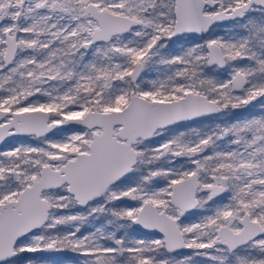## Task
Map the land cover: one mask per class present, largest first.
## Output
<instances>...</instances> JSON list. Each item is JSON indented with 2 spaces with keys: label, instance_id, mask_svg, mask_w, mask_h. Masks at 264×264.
Here are the masks:
<instances>
[{
  "label": "snow or ice",
  "instance_id": "snow-or-ice-1",
  "mask_svg": "<svg viewBox=\"0 0 264 264\" xmlns=\"http://www.w3.org/2000/svg\"><path fill=\"white\" fill-rule=\"evenodd\" d=\"M44 253L264 264V0H0V264Z\"/></svg>",
  "mask_w": 264,
  "mask_h": 264
},
{
  "label": "flooded vegetation",
  "instance_id": "flooded-vegetation-1",
  "mask_svg": "<svg viewBox=\"0 0 264 264\" xmlns=\"http://www.w3.org/2000/svg\"><path fill=\"white\" fill-rule=\"evenodd\" d=\"M43 256L45 264H68L67 260L71 254L51 253L38 254Z\"/></svg>",
  "mask_w": 264,
  "mask_h": 264
},
{
  "label": "rangeland",
  "instance_id": "rangeland-1",
  "mask_svg": "<svg viewBox=\"0 0 264 264\" xmlns=\"http://www.w3.org/2000/svg\"><path fill=\"white\" fill-rule=\"evenodd\" d=\"M25 142H31V138H28ZM67 263L69 264V259L67 260Z\"/></svg>",
  "mask_w": 264,
  "mask_h": 264
},
{
  "label": "water",
  "instance_id": "water-1",
  "mask_svg": "<svg viewBox=\"0 0 264 264\" xmlns=\"http://www.w3.org/2000/svg\"><path fill=\"white\" fill-rule=\"evenodd\" d=\"M46 254H51V253H46Z\"/></svg>",
  "mask_w": 264,
  "mask_h": 264
}]
</instances>
